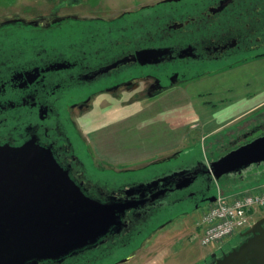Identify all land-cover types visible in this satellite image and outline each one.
<instances>
[{"label":"flooded vegetation","instance_id":"af4514ba","mask_svg":"<svg viewBox=\"0 0 264 264\" xmlns=\"http://www.w3.org/2000/svg\"><path fill=\"white\" fill-rule=\"evenodd\" d=\"M50 4L47 12L30 5L25 12L31 15H2L11 4L0 0V145L35 141L53 152L86 195L102 203H134L122 215L123 226L112 225L94 245L62 263L41 264H122L143 238L178 214L169 223L158 222L159 217L187 202L197 209L212 202L214 159L151 173V164L134 167L140 161L117 168L109 162V167L96 160L75 116L89 111L100 95L157 98L201 76L264 57V0H158L120 12L108 11L118 7L109 1L106 11L96 10L95 0ZM141 52L161 54L150 62ZM93 150L101 149L94 144ZM260 167L264 162L226 177L244 179ZM193 170L198 177L186 188L177 189L169 178ZM245 237L214 252L209 264Z\"/></svg>","mask_w":264,"mask_h":264},{"label":"water","instance_id":"95a60500","mask_svg":"<svg viewBox=\"0 0 264 264\" xmlns=\"http://www.w3.org/2000/svg\"><path fill=\"white\" fill-rule=\"evenodd\" d=\"M160 54L139 56L154 62ZM262 162L264 133L212 160L210 171L220 180ZM198 173L180 171L169 178L183 189L195 182ZM133 204L131 200L102 203L86 195L53 152L35 141L0 145V264L62 263L94 245L112 225L123 226L122 215ZM242 235L246 237L211 264H264V216Z\"/></svg>","mask_w":264,"mask_h":264},{"label":"rangeland","instance_id":"374dc122","mask_svg":"<svg viewBox=\"0 0 264 264\" xmlns=\"http://www.w3.org/2000/svg\"><path fill=\"white\" fill-rule=\"evenodd\" d=\"M95 1L97 2L96 10L103 9V11H106L110 6H118L108 11L120 12L126 9L137 8L141 4H152L158 0ZM108 1L110 6L107 7L106 3ZM50 2L51 0H2L3 6L11 4L2 8V15L9 12H20L25 15H31V12H25V7L30 5L37 6L42 12H47L52 7ZM101 6L103 8H100ZM74 9L79 10L76 7ZM225 72L226 70L201 76V78L192 80L183 85V87L177 86L157 98L133 99L132 93H126L122 98L121 96L117 98L113 95H100L94 100L92 108L89 111L76 115L75 118L79 128L88 139L90 149H92L96 160L99 162L103 161V164L109 167L113 163V167L115 168L119 167V164H122V162L140 161L141 163L138 162V165L134 166L138 167L144 163H148V161L153 162L163 157L162 155H173L176 152L172 151V147H175L174 144L180 145L179 136L183 137L184 133H189L190 130L193 131L197 127L201 128L198 115L200 119L206 120L209 109H221L223 106L222 101H216L215 106H204L203 109L202 106L204 104L202 102L205 99L213 102L214 97L222 98L224 96L222 93L216 94L215 91L209 90V82L222 78ZM220 123L222 122L217 120L213 122L211 120L208 123V127H213ZM199 129L196 131V137L203 133ZM205 129L208 128L205 126ZM218 136L222 137L220 134L210 137L204 136L199 141L204 146L205 144L209 145L214 139L216 141ZM234 138V136L224 137L223 139L225 140L219 141L217 146H210L207 149L208 153L216 156L233 150L235 143L232 142V139ZM94 144L101 149L97 153L93 150ZM183 144H185L184 141ZM169 145L173 146L170 147ZM186 147L196 150L191 145H187ZM203 149L204 147L202 146L199 151L183 153L181 156L157 166L178 167L181 164H185L195 153L203 155L205 152ZM258 170L260 175L264 173L263 167L258 168ZM217 184L218 186L220 185L222 190L228 191H236L247 186V184L242 183H237V185L230 184L225 178L219 180ZM251 185L255 184H248V186ZM261 191L264 192V186ZM245 192L254 193L257 191L247 189ZM193 207V202H187L178 206L177 211H189ZM206 209V206L205 208L198 209L197 215L194 214V216L187 215L185 218L178 216L174 219V221L176 220L175 224H169V227L166 226L165 228L158 229L143 238L144 242L134 251V255L130 256L126 260L127 262L124 261L122 264H209L211 255L214 252H219L221 247L236 242L240 238L241 233L231 236L219 246H203L200 242L199 234L197 232L193 233L190 228L198 222V217ZM173 214L175 213L168 212L162 215L158 218V222L169 223ZM262 216H264V210L259 214H254L252 222ZM95 264H111V260H104Z\"/></svg>","mask_w":264,"mask_h":264},{"label":"crops","instance_id":"0c3cea01","mask_svg":"<svg viewBox=\"0 0 264 264\" xmlns=\"http://www.w3.org/2000/svg\"><path fill=\"white\" fill-rule=\"evenodd\" d=\"M224 74L225 75H223L222 78H217L216 80H212L209 82V90L215 91L216 94L222 93L224 96L222 98L214 97V100H212L213 102H210L209 100H203L202 102L204 104L202 106L203 109L204 106H215L216 101H222L223 106L221 107V109H209L210 115H206V120H204L203 118L200 119L198 115V119L201 122V128H197L203 131V133L196 137V131L198 130L196 128L193 131L190 130L189 133H184L183 137L179 136L180 145L174 144L175 147H172L173 145H169L170 147H172V151L176 152L171 156L166 155L167 157L162 155L163 157L160 158V162L158 161L159 163L168 162L173 158L181 156L183 153H190L196 150L199 151L201 150L202 146L204 147L203 150H205L203 155H198L195 153L190 159L186 161L185 164H181L180 166L188 165L196 161L197 159L210 158L215 160L225 155L226 153L212 156L208 153L207 149H209L210 146H217V143L219 141L225 140L223 139L224 137H235L234 139H232V142L235 143V147L233 149H235L238 146L264 133V57L236 65L233 68L226 70ZM211 120L213 122L217 120L222 123L213 127H208V123ZM205 126L208 129H205ZM217 134H220L222 137L218 136L216 141L214 139L213 142L209 145L205 144L204 146L199 141V139L203 138L204 136L210 137L214 135L216 136ZM183 141L185 142V144H183ZM187 145H191V147L193 146L192 148H195L196 150L188 149L186 147ZM170 157L171 159L164 160ZM158 162L148 161V163H144V165L151 164V168L149 170L150 173L155 169H161V167L170 168L169 166L155 165V163ZM138 174L140 175V173H137L136 175ZM263 176L264 173L260 175L259 170L257 169L252 172V174L249 173L248 175H246V178L244 179H240L239 177L229 178L226 177V175L220 179L222 180L225 178L229 181L230 184L233 185H237V183L247 184V186L236 191H228L225 189L222 190L220 185L218 186L217 184L219 180H216L214 178L216 196L231 199L237 194L244 193L247 189L260 191L264 186ZM249 183H254L255 185L248 186ZM207 206L208 205H206V207ZM198 211L199 210L194 206L191 210L187 211V214L185 215L179 216L183 213L178 212L177 209L175 211V214H178V216L181 218H185L187 215H197ZM204 212L205 210L202 212L201 216L198 217V222L196 223L197 225L195 224L190 228L193 233L197 232L199 234V237L204 231V226L200 225ZM175 223L176 220L170 224L173 225ZM167 227H169V224L167 225Z\"/></svg>","mask_w":264,"mask_h":264},{"label":"built area","instance_id":"2783aa9c","mask_svg":"<svg viewBox=\"0 0 264 264\" xmlns=\"http://www.w3.org/2000/svg\"><path fill=\"white\" fill-rule=\"evenodd\" d=\"M262 209H264L262 191L245 192L231 199L219 197L204 213L202 245L224 243L226 239L247 228L252 222L253 215Z\"/></svg>","mask_w":264,"mask_h":264}]
</instances>
